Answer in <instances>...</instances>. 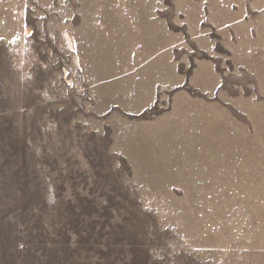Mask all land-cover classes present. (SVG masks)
<instances>
[{
  "label": "rangeland",
  "instance_id": "obj_1",
  "mask_svg": "<svg viewBox=\"0 0 264 264\" xmlns=\"http://www.w3.org/2000/svg\"><path fill=\"white\" fill-rule=\"evenodd\" d=\"M0 264H264V0H0Z\"/></svg>",
  "mask_w": 264,
  "mask_h": 264
}]
</instances>
